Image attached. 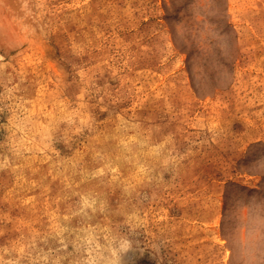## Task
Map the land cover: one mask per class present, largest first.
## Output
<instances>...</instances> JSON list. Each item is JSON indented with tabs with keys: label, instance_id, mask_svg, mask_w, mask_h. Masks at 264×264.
I'll list each match as a JSON object with an SVG mask.
<instances>
[{
	"label": "rangeland",
	"instance_id": "1",
	"mask_svg": "<svg viewBox=\"0 0 264 264\" xmlns=\"http://www.w3.org/2000/svg\"><path fill=\"white\" fill-rule=\"evenodd\" d=\"M0 264H264V0H0Z\"/></svg>",
	"mask_w": 264,
	"mask_h": 264
}]
</instances>
